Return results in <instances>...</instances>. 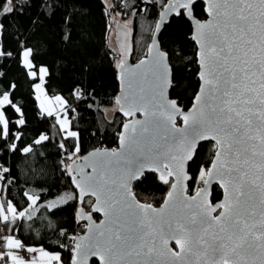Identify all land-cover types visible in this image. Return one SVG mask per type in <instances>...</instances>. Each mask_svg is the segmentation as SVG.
<instances>
[{
  "label": "snow or ice",
  "instance_id": "snow-or-ice-1",
  "mask_svg": "<svg viewBox=\"0 0 264 264\" xmlns=\"http://www.w3.org/2000/svg\"><path fill=\"white\" fill-rule=\"evenodd\" d=\"M198 2L204 4L208 19L195 17L194 5ZM142 3L162 10L158 11L159 20L151 31L146 59L134 67L127 66L131 50L125 42L121 43L125 58L118 67L122 83L127 77V89L124 95L116 97L115 103L118 111L130 119L118 134L119 149L93 150L89 157H79L86 162L91 157L90 162L76 164L74 158L81 150L79 134L71 130L66 114L61 119L55 108L42 102L40 107L47 116L57 119L64 139L72 140L70 149L63 142L59 147L67 153L69 163L62 160L61 165L75 191L47 205L38 203L39 194L25 191L28 206L18 209L11 200L2 199L11 184L6 180L11 170L0 165V222L7 226L15 225L18 219L32 221L39 207L56 209L61 202L74 200L91 205V211L80 208L77 213V222H85L81 225L86 229L84 235L69 236L64 229L59 232L70 241L69 245H59L72 254L70 264H88L91 257L98 258V264H264V0ZM14 7L13 0H5L0 16L10 14ZM172 14L184 15L192 22L191 39L197 45L200 84L187 111L169 96L174 87L172 66L158 40ZM130 22L117 24L125 36L131 32L127 27ZM2 32L0 24V35ZM32 54L31 48H24L21 53L22 63L29 70L35 67L30 59ZM11 55L0 44V57ZM47 72L46 67L39 68L41 81ZM28 74L37 78L36 71ZM138 78L146 87L134 89ZM10 88L15 89V84ZM35 88L44 94L42 83ZM55 100L63 111L66 101L60 96ZM46 103L51 105V100ZM6 106L20 114L15 124L26 123L10 91L0 92V140L5 143L10 135ZM137 113L143 119L136 118ZM20 138L21 134H12L13 141ZM50 139L47 134H40L34 143L39 145ZM202 141L213 143V158L207 168L199 170L201 186L194 190V195H188V181L192 177L187 165L194 160ZM8 150L17 151V144H9ZM20 151L27 154L33 149L26 146ZM145 170L159 172V179L171 189L160 207L141 203L132 191V181ZM214 183L224 193L218 203L210 199ZM93 212L102 213L99 223L93 219ZM0 240L4 241L0 246L8 250L0 252L3 264H63L59 253L26 245L16 236ZM172 241L178 250L169 247ZM21 251L38 253L39 258L31 255L26 259Z\"/></svg>",
  "mask_w": 264,
  "mask_h": 264
},
{
  "label": "trees",
  "instance_id": "trees-1",
  "mask_svg": "<svg viewBox=\"0 0 264 264\" xmlns=\"http://www.w3.org/2000/svg\"><path fill=\"white\" fill-rule=\"evenodd\" d=\"M4 4L5 0H0V7ZM13 4V12L0 16V24H3L0 44L5 52L12 53L10 57H0V92L10 91L11 99L21 108L26 123L24 126L15 124L20 114L6 106L10 135L7 143L0 140L3 145L0 147V161L11 170L6 174V180L11 184L7 185L2 199L5 202L11 200L22 209L28 206L23 196L25 191L39 194L41 201L38 203L45 205L60 194L75 191L61 165L62 160L69 163L67 153L59 147L63 142L70 149L72 140L64 139L57 119L41 110L34 86L38 76L33 79L29 71L37 72L40 66H46L48 72L44 86L47 92L65 98L71 129L79 134L81 150L74 159L96 147H116L125 119L118 110L112 118L105 115V109L116 106L120 83L118 56L109 43L110 12L104 0H13ZM203 9L204 4L198 2L194 5V15L205 18ZM114 10L120 11L124 17H133L131 60L137 61L147 52L160 9L142 3V0H115ZM191 36L192 26L184 15L172 16L159 36L173 71L174 87L170 96L176 98L184 109L191 105L199 86L196 45ZM25 47L31 48L33 53L31 59L35 67L30 70L22 63L21 52ZM12 84L15 89L10 88ZM12 134H21L20 140L13 141ZM40 134H47L51 139L37 145L34 141ZM13 142L18 148L15 152L8 150V145ZM26 146H31L33 151L27 154L20 151ZM213 152L212 142L199 144L194 160L188 165L192 175L189 191L200 186L199 170L210 165ZM132 188L139 200L159 205L169 185L164 184L155 172H145ZM221 196V189L214 185L212 201L216 202ZM85 205L89 207V204ZM80 207L82 204L74 200L62 203L56 209L39 207L32 221L18 219L15 225L3 224V230L6 236L14 234L26 245L59 252L62 260L69 264L72 254L67 247L59 246L61 243L67 245L66 237L60 236L59 232L64 229L69 235L85 230L81 226L84 222H77ZM94 216L99 218L97 214Z\"/></svg>",
  "mask_w": 264,
  "mask_h": 264
},
{
  "label": "water",
  "instance_id": "water-1",
  "mask_svg": "<svg viewBox=\"0 0 264 264\" xmlns=\"http://www.w3.org/2000/svg\"><path fill=\"white\" fill-rule=\"evenodd\" d=\"M160 10H162V9H160ZM205 14H206V17L205 18H203V19H200V18H198V17H196L197 19H200V20H206V19H208L209 17L207 16V13L205 12ZM172 16H175L174 14H172L171 15V17ZM171 17H170V19H171ZM158 20H159V16H158ZM158 20H157V22H158ZM189 20V19H188ZM189 22L191 23V26L193 27V24H192V22L189 20ZM168 23V22H167ZM167 23H165L164 25H166ZM117 24H120V25H124L125 23H123V22H116V24H115V41H116V44H117V47H118V50H119V53H120V61L118 62V64H117V69H118V79H119V83H120V88H119V92L117 93V95H116V97H118V96H122V95H124L125 94V91H126V89H127V77H125V79H124V82L122 83V79H121V69L118 67V65H119V63L121 62V60L122 59H124L125 57H124V52H123V50H122V48H121V43L122 42H125L127 45H128V47L130 48V50H131V42H132V29H131V27L129 26V25H127V27L129 28V29H131V32L127 35V36H125L124 34H122L121 32H120V30L117 28ZM164 25H163V27H164ZM162 27V28H163ZM162 31V30H161ZM161 33V32H160ZM160 33H159V35H158V40H159V36H160ZM193 34V33H192ZM150 43H151V40H150ZM149 43V44H150ZM194 43H195V41H194ZM159 44H160V47L162 48V46H161V43H160V40H159ZM195 45H196V43H195ZM163 49V48H162ZM196 49H197V45H196ZM165 52H167L165 49H163ZM147 58V52L140 58V59H138L137 61H132L131 60V51H130V54L127 56V66H129V67H134L135 65H137L138 63H139V61L140 60H142V59H146ZM169 63H170V61H169ZM198 65V64H197ZM198 71H199V66H198ZM173 72V71H172ZM198 73V72H197ZM198 77V76H197ZM199 84H200V81H199ZM139 87H146V83L143 81V80H141V79H137L136 81H134V89H139ZM198 88H199V86H198ZM197 91H198V89H197ZM196 91V92H197ZM169 96H170V92H169ZM116 97H115V100H116ZM171 97V96H170ZM172 98V97H171ZM174 99H176V98H174ZM191 107V105L187 108V109H185V111H187L189 108ZM117 109H118V105H117ZM119 113H120V115H122L123 117H124V122H123V124L124 123H126V122H128V120L130 119L129 117H125L124 115H123V113L122 112H120V111H118ZM136 118H139V119H143V115L141 114V113H137V117ZM178 123H179V120H178ZM123 124H122V126H123ZM122 126H121V129H120V132L122 131ZM202 142H204V141H202ZM201 142V143H202ZM119 147H120V143H119V137H118V144H117V146L116 147H113V148H116V149H119ZM113 148H101V147H96V148H93V149H90L89 151H87V152H85L84 154H82L80 157H89V154L90 153H92L93 152V150H96V149H100V150H104V149H113ZM90 160H91V157H90V159H89V161H87V162H90ZM75 162H76V164H84V163H87L86 161H84V160H81L80 158H78V159H75ZM190 163V162H189ZM189 163H188V165H189ZM188 165H187V171H188V174L192 177V175H191V173L189 172V170H188ZM88 171H91V169L89 168L88 169ZM145 172H155V171H151V170H145ZM144 172V173H145ZM143 173V174H144ZM158 176H159V172H155ZM138 180V179H137ZM136 180H134V181H132V185H133V183L135 182ZM190 181V180H189ZM189 181H188V192H187V194L188 195H194L195 194V191H189ZM214 185H217V186H219L218 184H213L212 186H211V194H210V199H211V195H212V189H213V186ZM201 186V185H200ZM199 186V187H200ZM74 187V186H73ZM219 188L221 189V191H222V196H221V198L220 199H218L216 202H213L212 201V199H211V201H212V203H218V202H221L222 200H223V198H224V193H223V189L219 186ZM171 189H170V187H169V189H168V192L170 191ZM132 191H133V188H132ZM134 192V191H133ZM167 192V193H168ZM167 193H166V195H165V197H164V200L166 199V197H167ZM136 198H137V196H136ZM137 200H139L138 198H137ZM163 200V201H164ZM141 203H148V202H144V201H141V200H139ZM163 201L159 204V205H155V204H153V203H150V204H152L153 206H155V207H160L161 205H162V203H163ZM93 203H95V199L93 198ZM91 207V206H90ZM80 208H83V207H80ZM79 208V209H80ZM79 209H78V211H79ZM85 211H91V210H86L85 208H83ZM95 214H97L98 216H99V218L97 219L94 215ZM92 215H93V219H95L96 220V222L97 223H99L102 219H103V215H102V213H95V212H93L92 213ZM84 222V221H83ZM85 223V222H84ZM85 232H86V229L84 230V232H82V233H80L79 235H84L85 234ZM169 247H171L172 249H174V250H178V246L175 244V242L174 241H172V242H170L169 243ZM71 259V258H70ZM93 261H95V263L93 262ZM70 264V263H69ZM88 264H98V258H96V257H91V258H89V261H88Z\"/></svg>",
  "mask_w": 264,
  "mask_h": 264
},
{
  "label": "rangeland",
  "instance_id": "rangeland-1",
  "mask_svg": "<svg viewBox=\"0 0 264 264\" xmlns=\"http://www.w3.org/2000/svg\"><path fill=\"white\" fill-rule=\"evenodd\" d=\"M114 1L115 0H104V2H105V4H106V6H107V9L109 10V12H110V20H111V30H110V35H109V43H110V46L113 48V50L115 51V53L117 54V56H118V60H117V64H118V62L120 61V53H119V50H118V47H117V44H116V41H115V24H116V22H123V23H126V22H128V21H131L130 23H128L127 25H129L131 28H132V25H133V17L132 16H129V17H124L123 16V14L120 12V11H115L114 10ZM25 48H28V47H25ZM24 49V48H23ZM22 49V50H23ZM22 53V52H21ZM22 56V55H21ZM30 59H31V57H30ZM31 61H32V59H31ZM43 66V65H42ZM42 66H40V67H42ZM39 67V68H40ZM43 67H46V66H43ZM37 76H38V79H37V81L35 82V85L36 84H41L42 83V85H44V81H45V76H44V79H43V81H41L40 79H39V72L37 73ZM34 85V86H35ZM40 96V95H39ZM42 100V99H41ZM117 105L116 106H113L112 108H108V109H105V115L107 116V118H112L114 115H115V113L117 112ZM65 114L67 115V113H64V116H65ZM67 119L68 120H70L69 119V117H68V115H67ZM64 194H60L59 196H57L56 198H54V199H51V200H49L48 202H50V201H53V200H56L58 197H60V196H63ZM47 202V203H48ZM61 204H62V202H61ZM91 205H89V207H87L85 204H82V207H84L86 210H91L90 207ZM9 216H11V214L9 213ZM33 247H37V248H40V247H38V246H33ZM46 251H48L49 253H59V252H57V251H50V250H47V249H45ZM36 256L39 258V254L38 253H36Z\"/></svg>",
  "mask_w": 264,
  "mask_h": 264
},
{
  "label": "crops",
  "instance_id": "crops-1",
  "mask_svg": "<svg viewBox=\"0 0 264 264\" xmlns=\"http://www.w3.org/2000/svg\"><path fill=\"white\" fill-rule=\"evenodd\" d=\"M39 72V69H38V71H37V73ZM43 89H44V94H41V93H39V92H37V90H36V88H35V91H36V96H38V95H40L41 96V99H37L38 100V103H39V106L41 105V103L42 102H45V106L46 107H53V108H55L56 110H57V113H56V115L59 117V118H61V119H63L64 118V113H66V104L63 106V111H61V105H59L58 103H57V101L55 100V97H57V96H60V97H62L63 98V100L64 101H66L65 100V98L62 96V95H59V94H57V95H50L48 92H47V90H46V88H45V86L43 85ZM47 100H51V105H48L47 103H46V101ZM41 108V107H40ZM41 110L43 111V109L41 108ZM21 118V117H20ZM72 130V129H71ZM74 131V130H73ZM46 204H47V202H46ZM12 236H15L14 234L12 235ZM17 237V236H16ZM17 238H19V237H17ZM20 239V238H19ZM25 244V243H24ZM29 246H31V245H29ZM6 251H8L6 248H5V252ZM22 254V253H21ZM28 254V256L30 257L31 255H36V254H29V253H27ZM60 254V253H59ZM61 260H62V258H61ZM63 261V260H62ZM54 264H55V262H54ZM63 264H66L64 261H63Z\"/></svg>",
  "mask_w": 264,
  "mask_h": 264
},
{
  "label": "built area",
  "instance_id": "built-area-1",
  "mask_svg": "<svg viewBox=\"0 0 264 264\" xmlns=\"http://www.w3.org/2000/svg\"><path fill=\"white\" fill-rule=\"evenodd\" d=\"M0 165H2L3 167H6L5 164L2 163L1 161H0ZM79 233H81V232L75 231V232H73V233H70L69 236H71V235H77V234H79ZM4 236H6V234L4 233V230H3V223L0 222V237H4ZM3 243H4V241H3V240H0V245H3ZM66 243H67V245L70 244V241H69L67 238H66ZM0 252H5V248L2 247V246H0ZM21 253H22V255H23L26 259L29 258L28 254H27L26 252L21 251ZM6 259H8V258L6 257ZM0 264H3V262H0ZM9 264H10V261H9Z\"/></svg>",
  "mask_w": 264,
  "mask_h": 264
},
{
  "label": "bare ground",
  "instance_id": "bare-ground-1",
  "mask_svg": "<svg viewBox=\"0 0 264 264\" xmlns=\"http://www.w3.org/2000/svg\"><path fill=\"white\" fill-rule=\"evenodd\" d=\"M84 232V231H83ZM82 233V232H81ZM80 234V233H79Z\"/></svg>",
  "mask_w": 264,
  "mask_h": 264
}]
</instances>
